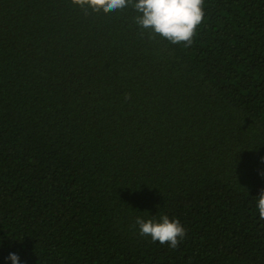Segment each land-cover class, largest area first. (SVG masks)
<instances>
[{
	"label": "trees",
	"instance_id": "16d2710c",
	"mask_svg": "<svg viewBox=\"0 0 264 264\" xmlns=\"http://www.w3.org/2000/svg\"><path fill=\"white\" fill-rule=\"evenodd\" d=\"M203 9L186 46L131 3L0 0V264H264V0Z\"/></svg>",
	"mask_w": 264,
	"mask_h": 264
},
{
	"label": "clouds",
	"instance_id": "9594fccd",
	"mask_svg": "<svg viewBox=\"0 0 264 264\" xmlns=\"http://www.w3.org/2000/svg\"><path fill=\"white\" fill-rule=\"evenodd\" d=\"M72 3L105 14L123 10L131 3L138 13L135 22L141 28L151 30L174 45L184 43L190 46L205 16L204 0H72ZM260 175L264 177V172ZM256 199L259 217L264 220V189ZM135 224L141 236L151 237L153 242L167 244L172 249H176L186 236L180 221L167 215H161L159 221L138 217ZM8 259L12 264H20V257L16 253H10Z\"/></svg>",
	"mask_w": 264,
	"mask_h": 264
}]
</instances>
